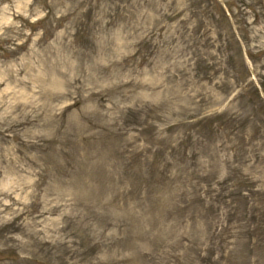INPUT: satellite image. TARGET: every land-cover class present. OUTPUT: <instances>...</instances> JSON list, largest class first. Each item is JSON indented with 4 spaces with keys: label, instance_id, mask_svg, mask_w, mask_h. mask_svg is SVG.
Instances as JSON below:
<instances>
[{
    "label": "rangeland",
    "instance_id": "rangeland-1",
    "mask_svg": "<svg viewBox=\"0 0 264 264\" xmlns=\"http://www.w3.org/2000/svg\"><path fill=\"white\" fill-rule=\"evenodd\" d=\"M0 264H264V0H0Z\"/></svg>",
    "mask_w": 264,
    "mask_h": 264
}]
</instances>
